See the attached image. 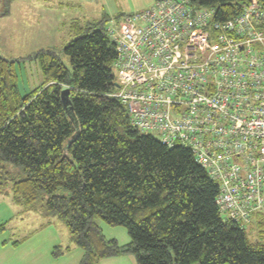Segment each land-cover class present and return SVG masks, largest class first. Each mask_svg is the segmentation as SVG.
I'll use <instances>...</instances> for the list:
<instances>
[{"label": "trees", "instance_id": "16d2710c", "mask_svg": "<svg viewBox=\"0 0 264 264\" xmlns=\"http://www.w3.org/2000/svg\"><path fill=\"white\" fill-rule=\"evenodd\" d=\"M192 1L225 20L251 0ZM109 20L77 27L80 35L62 53L30 54L42 84L24 95L17 59L0 51V194L8 186L14 205L61 221L82 251L78 264L127 254L136 264H264V214L248 227L224 221L215 205L217 183L190 151L132 126L126 107L111 96L117 88ZM62 87L69 88L71 117ZM97 219L124 227L130 241L107 240Z\"/></svg>", "mask_w": 264, "mask_h": 264}, {"label": "built area", "instance_id": "2783aa9c", "mask_svg": "<svg viewBox=\"0 0 264 264\" xmlns=\"http://www.w3.org/2000/svg\"><path fill=\"white\" fill-rule=\"evenodd\" d=\"M117 91L131 125L187 148L241 227L264 214V9L220 20L192 0H155L110 19ZM248 227V226H247Z\"/></svg>", "mask_w": 264, "mask_h": 264}, {"label": "rangeland", "instance_id": "374dc122", "mask_svg": "<svg viewBox=\"0 0 264 264\" xmlns=\"http://www.w3.org/2000/svg\"><path fill=\"white\" fill-rule=\"evenodd\" d=\"M154 1L0 0V50L5 57L17 59L15 73L21 94L42 84L39 64L27 58L30 54L42 49L62 53L63 48L80 35H75L77 27L94 25L104 17L118 21L150 7ZM63 61L68 63L66 57ZM96 223L107 240L112 239L118 245L130 241L124 227L109 226L99 219ZM0 226V264H78L82 255L71 243L61 221L14 205L8 186L0 194ZM256 235L252 227L251 239ZM16 240L19 244L15 248L12 242ZM56 247H70V250L54 257ZM99 264H136V261L133 255L127 254L102 259Z\"/></svg>", "mask_w": 264, "mask_h": 264}, {"label": "water", "instance_id": "95a60500", "mask_svg": "<svg viewBox=\"0 0 264 264\" xmlns=\"http://www.w3.org/2000/svg\"><path fill=\"white\" fill-rule=\"evenodd\" d=\"M115 87H118V84L115 83ZM61 101L62 104L67 112V114L71 117V102L69 100V88L67 87H62L61 93H60Z\"/></svg>", "mask_w": 264, "mask_h": 264}, {"label": "crops", "instance_id": "0c3cea01", "mask_svg": "<svg viewBox=\"0 0 264 264\" xmlns=\"http://www.w3.org/2000/svg\"><path fill=\"white\" fill-rule=\"evenodd\" d=\"M0 51H1V50H0ZM20 210H21V209H20ZM20 212H21V211H20ZM16 241H18V240H16ZM12 243H13V242H12ZM18 244H19V243H17L16 245H13V247H15V248H16V246H18ZM2 246H4V247H5V246H6V242H4V243L2 244ZM80 258H81V257H80Z\"/></svg>", "mask_w": 264, "mask_h": 264}]
</instances>
